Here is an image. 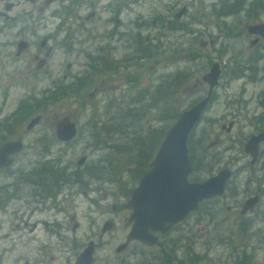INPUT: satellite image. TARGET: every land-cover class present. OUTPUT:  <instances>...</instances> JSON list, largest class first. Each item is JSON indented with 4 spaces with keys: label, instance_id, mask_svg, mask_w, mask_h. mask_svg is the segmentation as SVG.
I'll list each match as a JSON object with an SVG mask.
<instances>
[{
    "label": "rangeland",
    "instance_id": "374dc122",
    "mask_svg": "<svg viewBox=\"0 0 264 264\" xmlns=\"http://www.w3.org/2000/svg\"><path fill=\"white\" fill-rule=\"evenodd\" d=\"M171 1L173 0H162L165 4ZM179 1L182 5H186V11L176 20L171 17L164 18L173 21L170 25L164 21L159 23L151 21L153 17L144 7L146 3L134 6L133 14L128 19L133 21V24L128 25V29L133 30L134 45L127 47L120 41L117 43L118 58L129 54L132 57V65L128 70L124 67L125 65L119 67L117 74L109 70L108 63L106 65L99 63L96 66V71L83 68L84 61L82 59L85 50L77 48L81 46L79 42L74 43L75 49L70 50V53H66L63 49L55 51L52 57V77L42 76V71L38 70L32 74L31 72L36 69L32 55L37 48V42L46 33L53 31L58 21L45 16L41 19L21 16L20 24L13 25L15 28L22 27V35L28 39L32 46L28 55L20 58L17 63V70L21 71L20 80L16 81L14 87L6 89L7 98L5 101H0V105L5 104L4 113L17 105L21 109V114L24 110L31 114L27 117L26 122L34 116H38V122L31 128L32 130L28 131L24 129L26 122H23L19 139L24 143V151L16 157L14 165L6 171V175L0 177V186L2 187H9L10 190H18L22 187L21 202L18 200L19 202L17 201L7 208L4 219H10L11 212L17 211L19 206L24 207L26 203L28 205L25 207L27 208L26 214L29 208L34 209L31 220L45 219L47 214L54 213L52 210L43 212L42 208L36 207L39 205L29 200V192L33 191L35 180H46L45 176L52 175V170L48 169L52 167L54 176H61V173L67 176L63 177V183L59 178V185L51 195L60 202V209L63 211L70 207L75 208L68 211V214L81 226L78 236L81 237L84 232L90 231V220L98 225L99 211L107 212V217L114 221V229L102 237L101 242L98 243L99 249L96 250L97 256L101 258L109 257L118 260L115 263L112 261L111 264H239L240 257L245 255L251 257L250 264H264V241H261L264 240V225L262 224L264 200L260 205L258 219L249 220L244 225L241 223V217H238V208L244 198L248 197V192L243 191L244 173L232 176L221 200H214L206 205L202 204V210L198 215L197 213L191 215L186 223L176 226L166 236L159 238L157 246L146 247L132 242L123 251L114 252L115 248L124 242L127 232L124 227L126 212L119 211L121 209L119 203L124 201L121 199V193H130L137 182L128 173L132 165L125 162L126 160L130 161L129 156L125 153L130 150L131 153L136 149L134 147L140 146L139 143H122L127 135L132 139L135 138V134L139 139L137 134L139 127L140 131H144L147 126L160 125L157 123L158 117L156 116L161 112L150 117L149 114L153 112L151 111L147 116L141 118L139 126L133 124L127 135L124 132H119L112 140L114 144L102 146L97 145L95 139L92 138V130L90 131L89 122L86 121L89 110L93 109L95 105L101 106L109 97H116L117 101L122 98L126 100L131 96L143 97V103L148 104L149 96L152 94L155 97L158 94L156 90H158V79L161 76L184 72L188 74L187 82L179 91L177 98L170 103L175 111L180 112L204 95L206 86L200 77L208 71L219 52L225 53L227 56L234 49V46H231L233 43L231 41L235 29L238 28L241 33V39L237 44H239V56L243 60V55L248 47L247 39L242 38L244 24L264 19V0ZM21 8L33 9L34 7L31 3L22 1ZM136 11L143 13V16L137 17ZM100 21L101 32L112 27L111 23L105 22L104 18ZM229 36L231 39L227 38ZM100 45L104 50L106 47L104 41ZM151 49L156 50L155 54L149 52ZM76 51L78 55L74 56ZM234 52H237L236 48ZM257 58L260 59H254L251 63L245 64L244 77H230L231 80L229 79L227 82L224 81L226 77L223 78L225 84L218 90L212 104L205 110L190 134L188 154L192 162L193 157L196 158L200 155H216L221 158V162H224L229 154L238 153L237 145L233 143L236 129L230 132L220 129V117L226 118L227 116L225 113V101L229 100L227 95L233 99L238 98L242 80L246 77L252 79V83H245L246 91L241 94L244 98L251 89H257L258 76L255 77V74H258L259 67L257 69L255 67L257 64L264 63V50H262V55ZM220 60L225 61V58L221 56ZM66 61L71 62V72L64 68ZM238 61L236 60V62ZM234 64L228 62L230 69ZM236 65L238 67V64ZM27 68L28 71H26ZM131 70L134 74L133 78L135 77L136 80H131L128 76L127 73ZM64 73H70V76L67 75L64 81H57L55 74L60 77ZM252 77L255 79L254 81ZM5 82V79L0 80V85ZM132 102H136L135 106L138 108L137 104L142 103V99L141 102ZM92 103H94L93 106H91ZM237 103L236 100L232 106L236 107ZM101 109L98 110V113ZM151 109L154 110L153 106ZM140 113L135 115L136 119L145 114V112ZM64 115L69 116L75 122L77 133L72 141L58 143L53 135V126ZM140 134L143 135V132ZM233 146H235L234 151H231L230 148ZM126 150L128 151L126 152ZM81 156L86 157L87 160L83 167L75 164ZM113 160L118 161L117 169L120 167L119 171L113 165ZM208 161L209 159L205 158L204 162L196 165V170L190 176L191 180L202 181L206 178L203 176L205 172L202 171L205 169V165L212 164ZM123 163L126 164L123 165ZM98 168L101 169L98 170ZM17 172L21 175L19 178ZM100 173H105L104 178H100ZM89 174H91L90 178L84 179ZM112 176L114 178L110 179ZM80 178L82 179L81 185L77 182V179ZM29 181L32 184L29 185L27 183ZM41 182L44 184L45 181ZM47 182L48 185L51 184L48 179ZM87 184L91 186L90 188L96 187L99 192H88L83 195L82 191L89 189L86 188ZM62 196H68L69 200L61 203ZM86 197L96 201L107 199V202L103 203L102 207L89 209L85 206ZM111 198L117 202L115 208L118 211H115L114 214L110 210L111 203H113ZM227 206L231 208L228 212L225 210ZM56 217L58 220L60 215ZM247 219H252V217ZM65 235L67 236V233ZM48 239L50 242L47 244L51 249L61 245V242L56 241L54 237ZM164 241L166 246H163ZM36 246H39V243H31V245L19 243L15 245V248L28 250L34 249ZM190 257L192 259L189 261Z\"/></svg>",
    "mask_w": 264,
    "mask_h": 264
},
{
    "label": "flooded vegetation",
    "instance_id": "af4514ba",
    "mask_svg": "<svg viewBox=\"0 0 264 264\" xmlns=\"http://www.w3.org/2000/svg\"><path fill=\"white\" fill-rule=\"evenodd\" d=\"M22 1L31 3L34 8L22 9ZM138 4H145L144 7L147 8L148 14L150 13V16L153 17L151 21L158 23L164 21L168 25L173 21L169 19L165 20L164 18L171 17L176 20L177 18L174 15L179 10L184 8V11H186V5H182L179 0H173L167 4L163 3L162 0H0V80H6L5 84L0 85V101L6 100V89L14 87L16 81L18 82L20 80L21 71L17 70V63L20 61V58L28 55L32 46L28 39L22 35V27L18 26L15 28L13 26L16 23L20 24L21 16L38 19L45 16L51 20L58 21L54 30L46 33L37 42V48L32 55V59L35 60L36 69L31 72L32 74H35V71L38 70L40 72L42 71V76L48 75L52 77V57L55 51L63 49L66 53H70V50L75 49V42L81 44V46L77 47L79 50H85L82 59L84 61L83 68L85 67L89 71H96V66L99 63L105 65L108 63L109 66L119 65L121 67L125 65L124 67L128 70L132 65V57L127 54L118 58L117 43L120 41L122 45L125 44L127 47L134 45L133 30L131 28L128 29V25L133 24V21H129L128 19L133 14L134 6ZM136 16L141 17L143 13L136 11ZM103 18L106 20L105 22L111 23L112 27L101 32L99 29L101 25L100 19ZM261 22H264V19L255 22H244L242 38L247 39L248 47L246 53L243 55V60L239 56V44H237L239 39H241V33L236 28L232 33L231 42L233 43H231V46H234L237 52H234L233 49L227 56H225V53L222 54L219 52L212 61L213 64L216 63L218 65L219 75L216 84L211 89L207 109L212 104L218 90L223 87L227 80H231L230 77H244V71L246 70L245 64L251 63L254 59H260L257 57L261 56L262 50H264V36L249 33L246 26ZM227 38L231 39V36ZM103 41L106 45L104 50L101 49L100 45ZM76 55H78L77 51L74 56ZM221 56L225 58V61L220 60ZM236 60L239 61L236 62ZM228 62L235 63L231 69L228 66ZM236 64H238V67H236ZM258 67L259 69H257ZM64 68L70 71L71 62L66 61ZM255 69L258 72V74H255V77L258 76L256 80L258 83L257 89H251L249 94L244 98L241 94L246 91L245 83H252V79L246 77L242 80L240 91H238V98L233 99L227 95L229 98V100L225 101V113L227 116L226 118L220 117V129H224L226 132L236 129L233 143L237 145L236 151L238 153L229 154L224 162H221V158H218L216 155H200L196 158L193 157V162L191 161L193 171L196 170L195 167L197 164L200 165L205 161V158L212 162L211 165L204 166L207 171L205 169L202 171L203 173L205 172L203 176L206 178L215 175L220 169L229 170L230 175L226 181L225 188L232 176L239 175L240 173L243 175L244 173L243 191L248 192V197L244 198L238 208V217H241L242 224L244 222L246 224L249 220L260 217L259 209L264 200V63L257 64ZM26 71H28V68ZM117 72L116 70L113 73L117 74ZM67 75L69 77L70 73H64L60 77L55 74V77L57 81H64ZM225 77L226 79L224 80L223 78ZM203 84L207 89V85L205 83ZM236 100L238 103L236 107H233L232 104ZM16 106L7 111V113H4L5 104L0 105V146L10 142L20 143L19 151L10 155L13 163L16 157L24 151V143L19 139L23 122L21 121V111ZM24 124L26 125V123ZM24 129L26 131L32 130L26 129L25 126ZM251 139L255 140V142L252 141L254 147L252 146L250 148L252 154L247 151L249 150L247 149V144ZM234 147L230 148V150L234 151ZM8 169L0 168V177L5 176ZM17 173L19 178L21 175L19 172ZM40 180L45 181V179ZM27 183L29 185L32 184L31 181ZM34 184L33 191L29 192V200L39 205L36 207L42 208L43 212L49 210L54 211L53 214L45 213L48 215L45 219L31 220L34 209L29 208L26 214L27 208L25 207L28 206L27 203L24 207L19 206L17 211H12L10 219H4L3 217H6L7 214V208H10L18 200L21 202L20 193L22 192V187L18 190H10L9 187L5 188L0 186V264H6V262H9V264H76L79 255L89 242L93 244L89 264H111L112 261L113 263L118 262V260L109 257L101 258L96 253V250L99 249L98 243L101 242L102 237L110 233L115 227L114 221L107 217V212L99 211L97 216L98 225L93 220H90V231L84 232L80 237L78 233L81 230V226L68 214V211H72L75 208L70 207L66 211H63L60 209V202L56 201L54 196L51 194L45 195L48 190L53 191L56 190L55 188L47 189L43 183V187H40L37 185L36 180ZM78 184L81 185V182L78 181ZM90 187L87 184L86 188L89 189L82 191V194L86 195L88 192H99L96 187ZM129 196L130 193H121V199H124V201L119 203L121 206L119 211L124 210L126 212L124 218V227L126 230L129 228L127 218L130 210L125 209V204ZM252 197L257 198L256 204L249 211L241 213L243 203ZM86 198L85 206L89 209L102 207V204L107 202V199H98L96 201L88 197ZM222 198L223 196L215 200H221ZM62 199L61 203H65V201L69 200V197L62 196ZM111 202L113 203H111L110 210L114 214L115 211H118L115 208L117 202L115 200L113 201L112 198ZM230 209L229 206L225 208L226 212L230 211ZM36 211L38 212L37 209ZM57 215H60L58 220ZM248 217H252V219H247ZM187 221L188 219L184 223ZM262 224L264 225V219L262 220ZM103 227L106 228L104 230L105 232L102 231ZM66 233L67 236L65 235ZM156 236L159 237V235ZM51 237L61 242L58 248L51 249L50 245L47 244L50 242L48 238ZM19 243H22V245L39 243V246H36L34 249L19 250L15 248V245ZM163 243L166 242L164 241ZM114 252L117 253L115 250Z\"/></svg>",
    "mask_w": 264,
    "mask_h": 264
},
{
    "label": "water",
    "instance_id": "95a60500",
    "mask_svg": "<svg viewBox=\"0 0 264 264\" xmlns=\"http://www.w3.org/2000/svg\"><path fill=\"white\" fill-rule=\"evenodd\" d=\"M182 9L174 15L175 18L184 13V8ZM246 29L249 33L264 36V22L248 24ZM218 75L216 63L201 75V81L207 84L205 95L177 114L158 144L149 162V168L130 192L125 204V209L130 210L125 243L133 241L151 247L157 242L155 233L165 234L189 213L195 211L200 202L223 194L230 175L227 169H220L202 182L188 181L192 168L188 159L187 140L209 102L211 89L216 84ZM37 121L38 116L32 117L27 122L26 129L31 128ZM54 134L59 142H67L74 137L75 124L69 116L64 115L57 121ZM252 141L255 142L251 139L247 144L250 154V148L254 147ZM19 148L20 143L17 142L0 146V168L10 165L9 156L18 152ZM83 161V157L79 158L76 165H81ZM256 200L255 197L248 198L241 206V213L249 211L256 204ZM105 229L103 227L102 231ZM92 245V242L86 245L76 264H89ZM124 246L125 244L118 246L116 252L121 251Z\"/></svg>",
    "mask_w": 264,
    "mask_h": 264
},
{
    "label": "trees",
    "instance_id": "16d2710c",
    "mask_svg": "<svg viewBox=\"0 0 264 264\" xmlns=\"http://www.w3.org/2000/svg\"><path fill=\"white\" fill-rule=\"evenodd\" d=\"M152 54H155L156 50H149ZM109 70H112V72H115L116 70H119V65H110ZM130 79L136 80V78H133V71L127 73ZM188 74L181 72L173 74H166L164 76H161L158 79V94L160 95L158 97V94H156L155 97L149 96L148 104L143 103V97H129L126 100L122 98V100L119 102L116 97H109L106 101H104L101 106L95 105L93 109H90L88 112V115L86 116L87 123L89 122L88 126L90 128V131L92 130V138L95 139V142L97 145L102 146H110L114 144L112 140L114 139L115 135L119 132H124L127 135V132L130 131V128L133 124H137L138 126L141 123V118H143L145 115L149 114L151 111H153L151 114H149L150 117L154 115L157 112H161L159 115H157V123H160V125H157L156 127L147 126L144 128V131H140V127L138 128V135L139 139H137L136 135L134 134L135 138L125 137L122 144L125 143H139L140 146H136L134 150L130 153V151L126 150V155L129 156L130 161H125L128 164L132 165V168L128 171L130 177L132 179L137 180L148 168L149 161L157 148L158 144L163 138V135L166 131V129L169 127V125L172 123V121L177 116V111L173 109V106L170 104L177 98L179 91L184 87V85L187 82ZM87 85V84H86ZM84 85V86H86ZM151 87V86H150ZM142 103H138L137 106H135L136 102L132 101H139ZM94 103H92L91 106H93ZM153 106L154 110L151 109ZM101 109V111L98 110ZM21 110V109H20ZM140 112H145V114L139 116L137 119L135 116L136 114H141ZM31 114L28 111L24 112L22 111L21 114V121L26 122L27 117ZM140 132H143V135L140 134ZM144 140L142 142V140ZM141 141V142H140ZM190 158V157H189ZM113 159V158H112ZM104 160V159H103ZM106 161V160H104ZM108 161V160H107ZM126 163H123L126 164ZM113 165L118 166V161L113 160ZM51 171L52 175L45 176L46 180L44 182L45 188H56L59 185V178L60 182L63 183L62 179L63 177H67L66 175H63L61 173V176H54V169L52 167L48 168ZM101 168H98L100 170ZM120 170V167L117 169ZM207 171V169L205 168ZM134 171V172H133ZM117 172V171H116ZM133 172V174H132ZM100 178H104L105 173H100ZM117 174V173H116ZM90 175H87L84 179H89ZM114 178L113 176L110 178ZM47 179L51 183L48 185ZM134 180V181H135ZM37 185L40 187H43L41 180L36 179ZM82 182V179H77V182ZM52 190H48L46 195L51 194ZM206 207V206H205ZM204 207V208H205ZM206 209V208H205ZM202 210V209H201ZM245 223V222H244ZM243 223V224H244ZM238 224V223H237ZM241 224V223H240ZM245 225V224H244ZM262 238V237H261ZM264 238V237H263ZM261 240V239H260ZM262 242L264 240H261ZM165 243L163 246H166ZM165 252V250H164ZM189 261L192 259L191 257L188 258ZM251 257L249 255H245L244 257H240V263L239 264H250Z\"/></svg>",
    "mask_w": 264,
    "mask_h": 264
}]
</instances>
